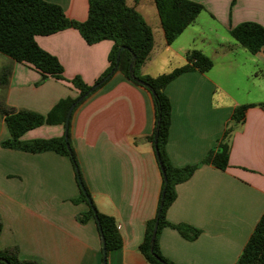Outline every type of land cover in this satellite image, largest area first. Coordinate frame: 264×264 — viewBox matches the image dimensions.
<instances>
[{
    "label": "crops",
    "instance_id": "crops-1",
    "mask_svg": "<svg viewBox=\"0 0 264 264\" xmlns=\"http://www.w3.org/2000/svg\"><path fill=\"white\" fill-rule=\"evenodd\" d=\"M77 21L88 17V0H47ZM204 6L195 20L170 44L154 0H132L151 26L154 47L143 74L158 76L188 63V52L208 55L207 72L188 70L166 87L172 117L166 145L176 167L196 165L176 185L167 220L198 230L194 238L165 226L159 245L175 264H237L264 214V47L256 54L230 30L245 21L264 26V0H193ZM36 41L56 56L64 77L43 78L35 67L0 53V105L47 114L61 99L78 97L70 79L80 76L92 86L109 67L112 40L89 44L75 28ZM254 104L244 120L232 119L236 108ZM156 123L152 93L114 72L82 101L70 118L71 142L83 181L98 210L112 216L123 244L110 251L107 264H149L139 250L147 222L157 214L163 176L154 144L148 139ZM227 138L225 169L204 162ZM64 124H43L23 139L61 137ZM10 137L0 113V248H16L22 259L38 264H104L103 242L94 218L80 196L70 157L54 151L7 148Z\"/></svg>",
    "mask_w": 264,
    "mask_h": 264
},
{
    "label": "trees",
    "instance_id": "trees-1",
    "mask_svg": "<svg viewBox=\"0 0 264 264\" xmlns=\"http://www.w3.org/2000/svg\"><path fill=\"white\" fill-rule=\"evenodd\" d=\"M154 1L168 44L172 43L204 9L201 3L193 0ZM88 3L87 19L77 21L69 18L60 5L47 0H0V53L15 61L29 63L41 72L43 78L66 79L64 67L59 59L40 47L36 41V36L51 35L67 28H75L89 44L105 39L113 41L114 44L108 57L109 67L96 83L115 69L114 72H120L128 79L146 87L152 93L156 110L155 128L148 139L154 144V147L155 144L157 145L155 151L163 176V187L157 214L147 222L144 239L139 250L149 264H175L161 252L159 234L165 226L177 228L188 238H194L198 234V230L193 227L181 223L173 224L166 217L168 207L176 198V185L191 177L197 166L176 167L167 153L166 145L171 125L172 103L165 89L174 78L188 70L197 69L201 72H207L212 68L213 61L202 51L193 49L188 52L187 64L158 76L143 74L141 69L150 58L154 47V33L151 26L134 7L127 4V0H88ZM230 32L242 46L253 54L264 47V26L259 23L245 21L233 27ZM123 46L125 48L120 52ZM69 81L80 91L78 97L61 99L47 114L29 109L7 110L0 105V113L5 115L6 124L10 130V137L4 140L2 145L7 148L30 152L54 151L70 157L76 169L77 180L78 177L82 179V183L92 199L83 181L72 146L70 126L68 131L70 150L67 147L65 135L31 140L22 138L27 131L43 124L65 125L70 105L86 94L76 105L77 107L92 93H87V91L93 85L86 84L80 76ZM95 90L96 88L93 92ZM260 105L264 108V102ZM251 106L254 104L238 106L232 115V119L237 123L242 122L246 111ZM230 130L231 128L226 131L218 147L209 153L204 162L211 163L221 169L227 167L230 152L227 138ZM73 201L76 203L85 201L89 205L88 211L79 214L80 222H86L90 218H94L97 224L99 221L101 237L103 236L106 247L104 264H107L110 251L120 248L123 244V238L118 230L116 220L112 216L100 212L93 199L92 204H90L81 187L80 196L74 198ZM157 221V234L155 240H152ZM2 227L0 218V233ZM0 264L38 263L34 260L22 259L16 248H0ZM237 264H264V214L244 247Z\"/></svg>",
    "mask_w": 264,
    "mask_h": 264
},
{
    "label": "water",
    "instance_id": "water-1",
    "mask_svg": "<svg viewBox=\"0 0 264 264\" xmlns=\"http://www.w3.org/2000/svg\"><path fill=\"white\" fill-rule=\"evenodd\" d=\"M125 48V46L121 47L120 49V52ZM118 62H119V59L117 61V65H116V68L118 66ZM115 69L112 70L109 74H107L105 77H103V79H101V81H99L98 83H96L95 85H93L88 91L87 93H90L92 92L95 88H97L99 85H101L103 82H105L109 77L112 76V74L114 73ZM86 96L85 95H82L81 97H79L74 103H72L68 109V112H67V115H66V120H65V139H66V143H67V147L68 149L70 150L71 147H70V143H69V140H68V131H69V124H70V118H71V115H72V112L74 110V108L76 107V105ZM155 149L157 150V145L155 144ZM77 173H78V170H77ZM165 177V176H164ZM166 178V177H165ZM78 182L80 184V187L82 188L83 192L86 194L87 196V200L90 204H92V199L91 197L88 195L87 193V190L85 189L83 183H82V179L80 177H78ZM98 226H99V230L101 231V227H100V224H99V221H98ZM157 230H158V221L156 222L155 224V227H154V230H153V235H152V240H155V237H156V234H157ZM102 242H103V253H104V260L106 258V247H105V240L102 236ZM106 261V260H105Z\"/></svg>",
    "mask_w": 264,
    "mask_h": 264
},
{
    "label": "rangeland",
    "instance_id": "rangeland-1",
    "mask_svg": "<svg viewBox=\"0 0 264 264\" xmlns=\"http://www.w3.org/2000/svg\"><path fill=\"white\" fill-rule=\"evenodd\" d=\"M130 1H132V0H129V2H130ZM127 4H128V2H127ZM141 72H142V71H141Z\"/></svg>",
    "mask_w": 264,
    "mask_h": 264
}]
</instances>
